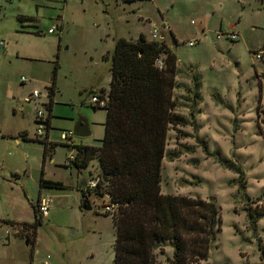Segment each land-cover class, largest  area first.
<instances>
[{
    "label": "rangeland",
    "instance_id": "rangeland-1",
    "mask_svg": "<svg viewBox=\"0 0 264 264\" xmlns=\"http://www.w3.org/2000/svg\"><path fill=\"white\" fill-rule=\"evenodd\" d=\"M100 1L0 0V264H112L114 227L102 213L108 197L86 193L91 209L79 207L78 183L97 170V161L90 158L80 171L63 161L78 145L100 143L105 110L89 98L108 89L105 54L115 40L139 33L150 39L162 23L168 27L158 29L157 40L176 56L175 110L192 123L169 125L165 153H180L162 160L161 192L218 206L215 241L202 264L264 262V0ZM19 13L41 33L15 35L16 28L32 29L19 26ZM58 15L60 29L46 33ZM232 28L237 40L216 38ZM255 51L262 56L254 58ZM192 80L198 81L195 103ZM32 90L39 96L28 99ZM37 111L44 120L50 114L53 149L44 161V142L35 139ZM81 116L89 134L63 145L60 131L72 130ZM41 175L63 186L41 187ZM38 195L49 197L48 213L26 236L5 219L33 220ZM170 253L165 246V256Z\"/></svg>",
    "mask_w": 264,
    "mask_h": 264
},
{
    "label": "trees",
    "instance_id": "trees-1",
    "mask_svg": "<svg viewBox=\"0 0 264 264\" xmlns=\"http://www.w3.org/2000/svg\"><path fill=\"white\" fill-rule=\"evenodd\" d=\"M105 57L110 58V79L107 91L101 88L98 95L106 102L103 107L93 105L105 110L103 136L98 145H78L73 166L80 171L90 158L97 161L95 187L79 190L82 197L86 193L106 195L113 206L102 212L111 216L114 227L112 264H165L160 258L165 256V246L171 250L164 257L167 264H202L215 241L218 206L210 199L163 193L160 186L163 158L172 160L180 153H165L169 125L192 123L175 110L176 56L163 41L139 33L134 40L118 37ZM157 59L161 66L156 65ZM56 67L54 61V71ZM192 81L195 103L198 81ZM48 93L50 111L53 84ZM49 120L48 113L47 125ZM21 138L26 139L25 135ZM35 139L44 142V161L53 143L45 134ZM39 181L41 187L63 186L42 175ZM36 205L32 204V222L17 223L26 236L41 223Z\"/></svg>",
    "mask_w": 264,
    "mask_h": 264
},
{
    "label": "built area",
    "instance_id": "built-area-1",
    "mask_svg": "<svg viewBox=\"0 0 264 264\" xmlns=\"http://www.w3.org/2000/svg\"><path fill=\"white\" fill-rule=\"evenodd\" d=\"M4 1H10V0H4ZM56 30H58V25L56 23H54V25H52L51 27H49L47 29V32L52 33V32H56ZM223 35H225V38H228L231 41L237 40L238 36H237V31H235V29H231L229 31H219L216 34V38L219 39L220 37H222ZM159 38L158 36V28L154 27L152 28V30L150 31V39L151 40H157ZM0 44H2L0 42ZM189 45H193L194 41H189L188 42ZM254 58H260L262 56V51H255L252 53ZM156 65L161 66V60L157 59L156 60ZM21 81L22 83L25 81L24 77H21ZM39 96V92H37L36 90H32L29 94V98L28 99H34L37 98ZM106 102V98L105 97H101L100 95L97 94H92L89 98V103L95 106H100L103 107L105 105ZM46 120V119H45ZM45 120L42 118L41 112L37 111L36 112V118H35V133L38 137H43L44 136V132H43V124H45L46 127V123ZM72 130L68 129V130H62L60 132V139L62 141V143H65L67 146H72ZM76 152L75 153H69L68 155L65 156V160L63 161V165L66 167H70L75 160L76 157ZM98 176L95 174H91L89 175V177H86L85 179V189L90 190L93 189L98 181ZM37 208H36V213L38 217H43V216H47L48 213V208H49V197L48 196H42L38 199L37 201ZM113 208L112 205H105L104 206V210L105 211H111ZM6 236L8 235V231H5ZM5 237H3L2 242H5ZM48 258V256H47ZM44 264H49V262L47 260L44 261Z\"/></svg>",
    "mask_w": 264,
    "mask_h": 264
},
{
    "label": "crops",
    "instance_id": "crops-1",
    "mask_svg": "<svg viewBox=\"0 0 264 264\" xmlns=\"http://www.w3.org/2000/svg\"><path fill=\"white\" fill-rule=\"evenodd\" d=\"M13 0H10V1H8V3H11ZM3 2H5L4 0H3ZM7 2V1H6ZM1 3L2 2H0V8H2L3 7V5H1ZM16 16H17V19H18V21H19V26H25V27H27V26H30V27H32V29H29V28H19V29H17L16 28V30L13 32L15 35H20L22 32H28V33H32V34H40L41 33V28H39L35 23H33V22H31V23H23L22 21H24V20H29L30 18H29V16L28 17H26V16H24V14H21V13H19V14H16ZM204 16V15H203ZM205 18H203V22H204V31H208V26H205V21L206 20H208L209 19V17H206V16H204ZM59 21H60V16L58 15L56 18H55V21H54V23H56L57 25H58V29H60V25H59ZM54 23L52 24V25H54ZM51 25V26H52ZM50 26V27H51ZM38 27V28H37ZM155 27H158V29L160 28H162V27H168L167 25H165L164 23H162L161 24V26L159 27V26H155ZM49 28V27H48ZM47 28V29H48ZM47 29H46V33H49V32H47ZM152 30V29H151ZM43 33V32H42ZM53 33V32H52ZM52 33H49V34H52ZM160 37H161V35H160ZM2 44H3V42H2ZM1 44V45H2ZM49 126H50V120H49V125H47L46 124V127H45V131H44V133H45V135H47V137H48V128H49ZM61 132V131H60ZM3 136H4V134H2ZM22 135L24 136L25 135V137H26V139H29L28 138V136L25 134V133H22L21 134V137H22ZM35 135H36V133H35ZM0 136H1V133H0ZM37 136V135H36ZM35 136V137H36ZM59 137H60V133H59ZM48 141V140H47ZM52 152V151H51ZM49 155L51 156V154L49 153ZM80 183H85V181H83L82 179H81V181H80ZM78 185H79V183H78ZM85 186V185H84ZM83 186V184L82 185H79V187H81V188H84L85 189V187ZM80 191V190H79ZM40 197H42L41 195H38V197H37V199H36V202L38 201V199L40 198ZM81 198H82V196H81ZM35 202V203H36ZM80 202H81V200H80ZM79 207H80V204H79ZM32 210H33V207H32ZM33 220H34V213H33ZM33 220H31V221H28V220H18V221H12V220H8V218H6L5 219V221L6 222H9V223H16L15 225L17 226V223H21V222H26V223H30V222H32ZM19 228V227H18ZM6 231V230H5Z\"/></svg>",
    "mask_w": 264,
    "mask_h": 264
},
{
    "label": "water",
    "instance_id": "water-1",
    "mask_svg": "<svg viewBox=\"0 0 264 264\" xmlns=\"http://www.w3.org/2000/svg\"><path fill=\"white\" fill-rule=\"evenodd\" d=\"M98 1L101 2L100 0ZM72 134L73 136L77 137H82L89 134L88 122L85 117L81 116L77 119L76 123L73 125ZM85 179L86 177L82 180L85 181ZM82 184L83 186L85 185V183H79V185ZM80 207L85 210L91 209L90 202L86 195L81 198Z\"/></svg>",
    "mask_w": 264,
    "mask_h": 264
}]
</instances>
